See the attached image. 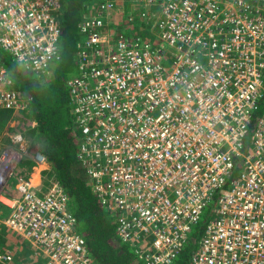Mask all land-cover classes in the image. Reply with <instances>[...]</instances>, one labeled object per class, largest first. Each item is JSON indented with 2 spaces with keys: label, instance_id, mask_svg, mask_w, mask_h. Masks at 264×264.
<instances>
[{
  "label": "built area",
  "instance_id": "2783aa9c",
  "mask_svg": "<svg viewBox=\"0 0 264 264\" xmlns=\"http://www.w3.org/2000/svg\"><path fill=\"white\" fill-rule=\"evenodd\" d=\"M140 1L157 4L155 43L108 28L121 7ZM62 2L0 0V48L23 68L46 71L60 59ZM99 5L78 26L68 87L78 163L114 217L116 238L147 264H173L210 210L190 264H264V0ZM6 73L0 65V110L16 115L28 103ZM18 125L23 131L12 123L7 132L12 147L0 149V206L32 145L33 124ZM29 157L45 164L38 150ZM51 179L39 188L15 182L0 234L22 239L39 264H94ZM0 264H16L14 255L0 251Z\"/></svg>",
  "mask_w": 264,
  "mask_h": 264
},
{
  "label": "trees",
  "instance_id": "16d2710c",
  "mask_svg": "<svg viewBox=\"0 0 264 264\" xmlns=\"http://www.w3.org/2000/svg\"><path fill=\"white\" fill-rule=\"evenodd\" d=\"M121 3L118 2L116 5ZM130 6L132 5L121 7L122 10L117 13L115 19L121 16L122 20L123 12H127ZM97 8H100L99 0H63L62 9L58 15V24L61 29L60 59L45 72L35 73L23 68L1 48L0 65L5 68L6 75L15 81V85H12L10 90L17 93L22 100H27L28 107L21 116L33 125L29 127L25 137L32 142L33 150H38L44 156L46 164L53 170V173H50L51 177L58 182L68 198L67 211L75 219V232L85 241L94 264H147L135 254V247L122 243L116 238L114 217L101 209L99 200L92 192V183L91 189L88 188L85 182L86 177L82 176L83 171L77 168L80 138L74 124V105L68 87L70 79L66 82L62 79L60 67L62 63L76 65L77 43L80 39L78 26L91 11ZM131 17L135 18L134 23L129 18L123 24L128 28L126 33L138 29L139 32L135 35L139 37L143 28L137 16L132 13ZM113 22L112 20L108 25L109 29L113 27L115 29ZM119 33L125 32L119 31ZM2 112L5 113L3 121L0 112V130L9 116L8 112ZM250 131L251 129L248 136ZM34 151L30 150L29 156ZM26 159L20 163L21 167L24 166ZM28 173L29 169H26L25 173L21 174L25 176ZM28 176L29 174L25 178ZM209 215L210 210H207L200 222L191 228L182 252L173 264H190V258L203 235Z\"/></svg>",
  "mask_w": 264,
  "mask_h": 264
},
{
  "label": "rangeland",
  "instance_id": "374dc122",
  "mask_svg": "<svg viewBox=\"0 0 264 264\" xmlns=\"http://www.w3.org/2000/svg\"><path fill=\"white\" fill-rule=\"evenodd\" d=\"M144 2L146 3V0H144ZM130 5H132V6H130L129 7V9H128V11L127 12H123V19L121 20V16H119V18L118 19H115V20H113L114 22H113V24L116 26V28H115V30H118V28H121L120 30H118V31H122V32H125L124 34H126V35H130V36H133V35H135L137 32H139V30L138 29H135V30H131V31H129L128 33H126L127 32V29L128 28H126V26L124 27V21L125 20H128L129 18L132 20V22L134 21V17H131V14L133 13L135 16H137V18H138V22L141 24V26H142V31L143 32H141V34L139 35V38H140V40L141 41H147V42H150V43H155V36H153V34H152V30H151V27H152V25H153V23L155 22V18L157 17V14H158V10H157V4H147V7L146 8H144V6L142 5V3H141V1L140 2H137V3H135V4H130ZM118 8H119V6H118ZM120 13V12H119ZM141 13H146V16H147V14L148 13H150L151 14V18H150V21L149 22H146L145 20H146V17H143V18H145V20H143V18H141V16H140V14ZM60 14V13H59ZM155 17V18H154ZM152 21V22H151ZM132 22H130L131 24H132ZM137 22V23H138ZM130 23H128L129 25H131ZM134 23V22H133ZM79 33V32H78ZM136 36V35H135ZM134 37V36H133ZM58 49H59V43H58ZM2 50V49H1ZM60 51V50H59ZM76 58H77V52H76ZM199 61L200 62H202V60L201 59H199ZM54 63H52L51 65H53ZM4 68V67H3ZM60 68H62L61 69V74L60 75H63V77H62V79H64L65 80V82L67 81V80H69V79H71V78H73V77H75L76 75H77V71H78V68H77V66L76 65H74V64H69V63H62L61 64V67ZM5 69V68H4ZM45 72V71H44ZM41 73V72H40ZM8 77V76H7ZM9 78V77H8ZM10 79L12 80V85L14 86L15 85V81L13 80V78H11L10 77ZM12 85H11V87H12ZM28 107V106H27ZM27 109V108H26ZM2 111H6V110H0V112H2ZM25 111V110H24ZM24 111H22V112H24ZM6 112H8L9 114H10V117H9V119L7 118L6 120H5V123H4V126H1V127H3L5 130H6V132L4 133V138H5V142H2L3 144H6V142H7V145H3L2 147H0V149H4V148H10V147H12V145L10 144V141H9V135H7V132H10V133H13L12 131H9V130H13L11 127H9L10 126V124H12V123H14V124H17V127L20 129V130H22V128H20V126L18 125V123L19 122H21V121H26V119L24 118V117H22L21 116V114H22V112H20V113H17L16 115H13V113L11 112V111H6ZM2 119H3V121H4V113L2 112ZM7 125V126H6ZM15 127H16V125H15ZM21 127H24V124H23V126H21ZM18 128H16V130L18 131ZM15 129V128H14ZM4 130V131H5ZM23 131V130H22ZM25 139L29 142V145H31L32 144V142L30 141V140H28V137H25ZM14 148H15V146H14ZM14 151L16 150V149H13ZM30 150L31 151H34L33 150V146L31 145V147H30ZM36 151V150H35ZM25 158H27L26 160H30V163L32 164V166H31V171L34 169V168H39L40 170H42V173L44 174V176H43V182H42V186H45V184H46V180H48V179H51V174L50 173H53V170L52 169H50L49 168V166L46 164V162H45V164L44 165H41V166H37V165H35V163L32 161V159L29 157V155L27 156V157H21L19 160H17V162L18 163H21L22 162V160L23 159H25ZM78 160V159H77ZM16 162V163H17ZM24 163H29L28 161H25ZM77 168L79 169V171H83V178H85L86 177V179H85V182H87V187L88 188H90L91 189V182H90V178L88 177V176H86V174H85V172H84V169L80 166V164L79 163H77ZM39 175V174H38ZM38 175H36V177H35V179H39V176ZM23 179H27L26 181H30L31 182V180H30V178L28 177V178H23ZM52 180V179H51ZM34 183L33 182H31V185L33 186V188H34V185H33ZM41 185H40V187H42ZM92 192H93V190H92ZM94 194V193H93ZM18 239V238H17ZM21 244H24V243H21ZM13 247L15 248V246H14V244H13ZM9 249H10V247H9ZM16 249H18L19 250V247H16ZM23 245H21L20 246V252L19 253H16V254H18V256L17 257H19L18 259L16 258H14L16 261H18L19 263H24L25 262V260H27V261H29V262H32V261H34V259H35V257H34V255L32 254V253H30V252H24L23 251ZM22 250V251H21ZM25 250V249H24ZM26 251V250H25ZM34 251V250H33ZM21 256H23V258H21L20 259V257ZM25 259V260H24Z\"/></svg>",
  "mask_w": 264,
  "mask_h": 264
},
{
  "label": "crops",
  "instance_id": "0c3cea01",
  "mask_svg": "<svg viewBox=\"0 0 264 264\" xmlns=\"http://www.w3.org/2000/svg\"><path fill=\"white\" fill-rule=\"evenodd\" d=\"M3 113H5V112H3ZM9 117H10V114L8 116V119H9ZM3 126H4V124H3ZM5 129L3 127H1V130H0V147H2L3 145H7V142H6V144L2 143V142L6 141L5 138H4V133L6 132ZM25 161H28L29 163H25L24 166H22V167H21V164L18 163V162L15 164V166H14V168H13L11 174H10L9 180L7 182V185H6V187H5L4 191H3V194H2L3 197H6V198L15 197L14 194H13V191L11 190V188L16 184L15 182L18 180V178H24L28 174H29L28 177L30 178L31 182L34 183L33 185H34L35 188H39L40 185L42 186L43 176H44V174L42 173L43 169L40 170L39 168H34L31 171L32 164L30 163V160H25ZM26 169H29V173L25 174V176H24L21 173H25ZM36 175L39 176L38 180L35 179ZM28 177H26V178H28ZM9 210L10 209H9V207H7L6 202L2 201L1 206H0V218H4L5 216H7L10 213ZM21 243H24V244H21ZM13 244H14L15 248L13 247ZM21 245H23V248L26 250L25 251L23 249V251L25 253L26 252H30V253L33 254V251L31 249V247H29L28 244H26L24 241H22V239L19 240L16 237H14V236H12L10 234H7V232H5V231L2 234H0V251H4V250L9 251L10 253H12L14 255L15 259L17 257L16 253L20 252V246ZM9 247H10V249H9ZM16 247H19V250L16 249ZM29 250H31V251H29ZM21 258H23V257H20V259ZM16 264H39V262H37L34 259V261H32V262H29V261L25 260L24 263H19L18 261H16Z\"/></svg>",
  "mask_w": 264,
  "mask_h": 264
},
{
  "label": "bare ground",
  "instance_id": "6f19581e",
  "mask_svg": "<svg viewBox=\"0 0 264 264\" xmlns=\"http://www.w3.org/2000/svg\"><path fill=\"white\" fill-rule=\"evenodd\" d=\"M155 18V17H154ZM145 19V18H144ZM156 19V18H155ZM152 22V21H151ZM3 148V147H2ZM3 197V196H2ZM2 201H5L6 203H8V199L6 197L2 198ZM20 240V239H19ZM12 254V253H11Z\"/></svg>",
  "mask_w": 264,
  "mask_h": 264
}]
</instances>
